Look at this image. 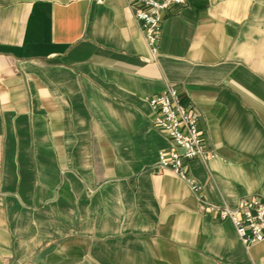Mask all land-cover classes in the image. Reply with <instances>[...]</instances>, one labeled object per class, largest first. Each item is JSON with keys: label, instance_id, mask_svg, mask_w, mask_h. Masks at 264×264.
<instances>
[{"label": "crops", "instance_id": "crops-1", "mask_svg": "<svg viewBox=\"0 0 264 264\" xmlns=\"http://www.w3.org/2000/svg\"><path fill=\"white\" fill-rule=\"evenodd\" d=\"M170 87L213 156L188 164L204 203L157 168ZM254 196L264 0L171 7L155 58L129 0H0V264H264L216 210Z\"/></svg>", "mask_w": 264, "mask_h": 264}, {"label": "built area", "instance_id": "built-area-1", "mask_svg": "<svg viewBox=\"0 0 264 264\" xmlns=\"http://www.w3.org/2000/svg\"><path fill=\"white\" fill-rule=\"evenodd\" d=\"M129 1L134 17L145 34L152 57L155 58L162 39L165 12L173 6H184L186 0ZM149 103L155 125L171 143L169 148L159 153L157 168L170 171L187 182L203 202L202 187L191 177L188 165L195 159L206 162L213 157L205 148L198 116L186 101L184 93L174 87L153 96ZM216 210L222 220L234 223L244 246L251 247L264 241V203L261 198L246 197L240 200L236 208L223 206Z\"/></svg>", "mask_w": 264, "mask_h": 264}]
</instances>
